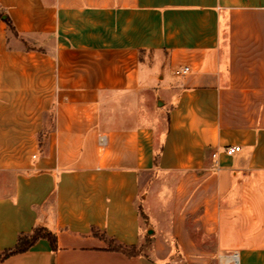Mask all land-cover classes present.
<instances>
[{"label": "crops", "instance_id": "1", "mask_svg": "<svg viewBox=\"0 0 264 264\" xmlns=\"http://www.w3.org/2000/svg\"><path fill=\"white\" fill-rule=\"evenodd\" d=\"M0 14V264H264V0Z\"/></svg>", "mask_w": 264, "mask_h": 264}, {"label": "trees", "instance_id": "2", "mask_svg": "<svg viewBox=\"0 0 264 264\" xmlns=\"http://www.w3.org/2000/svg\"><path fill=\"white\" fill-rule=\"evenodd\" d=\"M5 22L9 29L14 30L13 25L8 17L5 18ZM139 213H140V216L144 220H146V215L142 211L141 206H139ZM39 238H47L52 244V246L55 245L56 243V237L53 233L46 231L42 227H36L30 234H24V233L20 234L18 236L16 244L12 248H9L3 251V256H8L10 254L24 252L28 250ZM100 238L108 241V248L115 250V251H120L126 254L127 256H136V255L144 254L143 251L150 242L149 237L145 238L143 244L139 248H137L136 246L126 247L121 244H116L112 240L106 239L104 235H101Z\"/></svg>", "mask_w": 264, "mask_h": 264}, {"label": "built area", "instance_id": "3", "mask_svg": "<svg viewBox=\"0 0 264 264\" xmlns=\"http://www.w3.org/2000/svg\"><path fill=\"white\" fill-rule=\"evenodd\" d=\"M188 70H189V67L188 66H184V67H182L180 69H177L175 72L177 74H184ZM100 141L102 143H104V137L103 136L100 137ZM222 150H223V152L225 154L232 155L235 152H238L240 150V146L239 145H227V146H224L222 148ZM212 157H216V152L212 153ZM219 264H238V255H237V253L236 252L231 253L229 258L226 259V261L219 262Z\"/></svg>", "mask_w": 264, "mask_h": 264}, {"label": "rangeland", "instance_id": "4", "mask_svg": "<svg viewBox=\"0 0 264 264\" xmlns=\"http://www.w3.org/2000/svg\"><path fill=\"white\" fill-rule=\"evenodd\" d=\"M142 220H143V218H142ZM145 221V220H144ZM146 238H148V236H146Z\"/></svg>", "mask_w": 264, "mask_h": 264}]
</instances>
